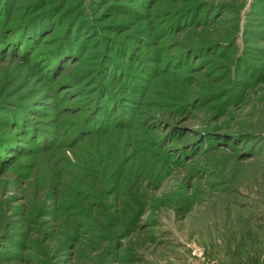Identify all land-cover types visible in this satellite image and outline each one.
<instances>
[{"label":"rangeland","instance_id":"374dc122","mask_svg":"<svg viewBox=\"0 0 264 264\" xmlns=\"http://www.w3.org/2000/svg\"><path fill=\"white\" fill-rule=\"evenodd\" d=\"M0 264H264V0H0Z\"/></svg>","mask_w":264,"mask_h":264}]
</instances>
